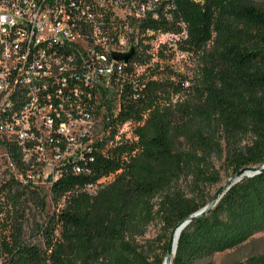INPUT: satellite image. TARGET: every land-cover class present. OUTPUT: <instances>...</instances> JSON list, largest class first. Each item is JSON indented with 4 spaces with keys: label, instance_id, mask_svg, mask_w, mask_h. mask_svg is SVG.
Returning a JSON list of instances; mask_svg holds the SVG:
<instances>
[{
    "label": "trees",
    "instance_id": "16d2710c",
    "mask_svg": "<svg viewBox=\"0 0 264 264\" xmlns=\"http://www.w3.org/2000/svg\"><path fill=\"white\" fill-rule=\"evenodd\" d=\"M156 11L141 27L178 39L157 49L148 35L139 39L131 64L142 65V85L123 80L119 107L102 119L112 139L125 122L135 138L97 141L66 162L49 187L42 245L29 222L33 205L44 204L38 193L0 191V264H162L173 228L211 198L203 186L220 179L215 159L232 173L264 165V0H163ZM176 51L200 58L192 76L171 67ZM77 164L84 171L74 172ZM156 219L160 251L149 261L135 237ZM259 232L264 171L242 177L193 218L169 264H212L214 253ZM235 264H264V254Z\"/></svg>",
    "mask_w": 264,
    "mask_h": 264
},
{
    "label": "built area",
    "instance_id": "2783aa9c",
    "mask_svg": "<svg viewBox=\"0 0 264 264\" xmlns=\"http://www.w3.org/2000/svg\"><path fill=\"white\" fill-rule=\"evenodd\" d=\"M161 1L0 0V191H31L42 161L37 175L51 185L93 143L135 138L125 122L112 139L102 120L105 100L119 107L123 80L131 76V88H139L144 76L141 64L116 60L111 51L137 47L145 34L156 49L161 38L177 37L141 27L148 13L157 19ZM152 55L151 64L158 59ZM49 145L56 168L44 158Z\"/></svg>",
    "mask_w": 264,
    "mask_h": 264
},
{
    "label": "rangeland",
    "instance_id": "374dc122",
    "mask_svg": "<svg viewBox=\"0 0 264 264\" xmlns=\"http://www.w3.org/2000/svg\"><path fill=\"white\" fill-rule=\"evenodd\" d=\"M176 39H178V37H173L172 40H166L165 38H161L160 42L161 44L170 43L171 45H173L172 43H174ZM169 63L172 65V68L177 69L178 71L183 72L188 76H192L200 67V58L197 55H193L187 52L176 51L173 54V57L169 60ZM104 105L106 106V108L108 107L109 109V107H114L115 103L113 99H107L104 101ZM51 149V145H49L48 147L46 146L44 158H47L50 163L54 165V168H56L58 167L57 165H59V163L51 159ZM214 162L216 168L218 169L220 179L215 184L203 186V188L211 196L222 183H224L231 175H233L232 171L227 167V165L223 162L222 159H215ZM44 165L45 163H43L42 161L41 163L35 164V168L37 171L41 169L44 170ZM37 171H35L33 175V189L36 191V193H38L39 199H41L44 204L42 206L39 205L37 207L33 205L29 222L36 224V235L32 238V240L42 245L44 238L42 233L38 231V229H40L41 225L44 223L47 212H50L52 210L53 204L51 202L49 194L50 181L48 179V176L46 179L43 175H37ZM187 183L188 182H186L185 180L182 181V186L185 189L187 188ZM28 228L29 226L25 227V232H28ZM161 228L162 223L158 219H156L147 226L144 235L135 237V244L137 249L142 252L143 255L146 256L149 261H152L154 256L159 254L160 248L156 237L160 233ZM27 238L28 235H25L24 239ZM260 254H264V232L256 233L238 247L214 253L209 258V260L212 264H235L237 262L244 263L250 255Z\"/></svg>",
    "mask_w": 264,
    "mask_h": 264
},
{
    "label": "water",
    "instance_id": "95a60500",
    "mask_svg": "<svg viewBox=\"0 0 264 264\" xmlns=\"http://www.w3.org/2000/svg\"><path fill=\"white\" fill-rule=\"evenodd\" d=\"M136 53V45L135 44H131L130 48L127 51L124 52H116V51H111L112 56L114 57V59L116 60H122L125 63L129 62L132 57L135 55ZM260 171H264V165L257 167V166H247V167H243L242 169L236 171L235 173H233V175H231L224 183H222L219 188L213 193V195L211 196V198L209 199V201L199 210H197L196 212H194L193 214H191L189 217H187L186 219H184L182 222L178 223L172 230L171 234H170V238L168 240V247L166 250V254H165V258L162 264L165 263L166 258H170L171 255V240H172V234L173 231L176 228H180V231L195 217L199 216V215H203L205 213L208 212V210L210 208H212L221 198V196L223 195V193L235 182L239 181L242 177L244 176H251L257 172ZM180 234V233H179ZM179 237V235H178ZM178 239V238H177ZM177 245V243H176ZM176 250V247H175ZM174 250V253H175ZM173 253V255H174ZM170 263V260H169ZM168 263V264H169Z\"/></svg>",
    "mask_w": 264,
    "mask_h": 264
},
{
    "label": "bare ground",
    "instance_id": "6f19581e",
    "mask_svg": "<svg viewBox=\"0 0 264 264\" xmlns=\"http://www.w3.org/2000/svg\"><path fill=\"white\" fill-rule=\"evenodd\" d=\"M179 233H180V228H176L173 231L172 240H171V255H170V258H166L164 264H168L169 263V260L172 259V256H173V253H174V250H175V247H176L177 238H178Z\"/></svg>",
    "mask_w": 264,
    "mask_h": 264
}]
</instances>
